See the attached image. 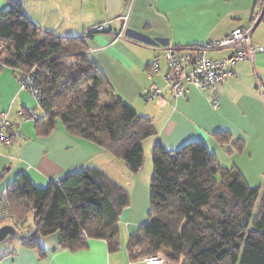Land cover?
Instances as JSON below:
<instances>
[{"label":"crops","instance_id":"crops-1","mask_svg":"<svg viewBox=\"0 0 264 264\" xmlns=\"http://www.w3.org/2000/svg\"><path fill=\"white\" fill-rule=\"evenodd\" d=\"M256 2L0 0V18L3 12L18 5L24 16L43 32L86 39L87 57L105 75L114 95L153 124L156 134L142 143L146 162L158 143L176 151L187 144L202 142L221 167L238 169L250 188L262 189L264 52L256 54L253 62L240 63L234 75L218 86L217 109L211 104L214 93L192 89L188 99H175L164 81L167 47L200 46L220 41L236 29L249 28ZM101 24H106L104 33L91 32ZM118 33L122 36L115 39L114 34ZM251 43L255 47L264 46V18L252 32ZM234 52L233 48L215 49L207 52V57L219 60ZM154 60H159L160 72L150 79L147 71ZM153 83L163 90V96L147 102L144 95ZM28 109L41 111L36 98L20 89L15 70L0 60V117L7 114L19 133L12 145L0 147V196L22 176L35 187L45 189L68 174L97 169L129 193L130 206L119 221L120 247L116 253H109L105 241L93 239L76 251L62 249L60 236L56 234L42 239L39 249L14 245L13 257L0 264H69L76 257H86L97 264H146L144 259L130 260L129 241L148 220L152 183L148 175L146 179L138 177L140 170L131 172L112 153L68 134L61 123L49 135H38L36 124L18 118L20 110ZM220 132H228L232 142L242 140L244 150L239 153L232 143L220 144L215 137Z\"/></svg>","mask_w":264,"mask_h":264},{"label":"trees","instance_id":"trees-1","mask_svg":"<svg viewBox=\"0 0 264 264\" xmlns=\"http://www.w3.org/2000/svg\"><path fill=\"white\" fill-rule=\"evenodd\" d=\"M2 43L9 46L0 51L4 65L18 76L34 73L41 90L46 118L36 123L38 135H49L61 123L68 134L112 153L131 172L142 168V143L156 134L153 124L114 95L87 57L86 39L45 33L16 5L1 15ZM215 137L239 153L245 148L228 132ZM152 161L151 209L130 238L132 262L164 256L176 264H264V187L261 194L238 169L221 167L202 142L176 151L158 143ZM8 193L19 221L34 210V232L24 246L39 249L38 236L57 234L62 249L76 251L93 239L105 241L110 254L119 250V221L130 195L104 172L68 174L45 189L22 176Z\"/></svg>","mask_w":264,"mask_h":264},{"label":"built area","instance_id":"built-area-1","mask_svg":"<svg viewBox=\"0 0 264 264\" xmlns=\"http://www.w3.org/2000/svg\"><path fill=\"white\" fill-rule=\"evenodd\" d=\"M264 18V0H257L252 16L251 26L247 29H236L224 39L216 42H208L200 46L175 48L169 46L164 51V59L167 73L164 81L175 99H188L192 89L200 92L214 93L211 104L214 109L219 108L220 99L216 95L219 85L226 82L234 75L235 68L242 62H253L256 54L264 52V46L255 47L251 43V34ZM126 21V19H124ZM124 30V29H123ZM106 24H101L92 29V33H104ZM122 33L114 34L115 39H120ZM233 48L235 52L227 58L212 60L207 57V52L215 49ZM160 72L159 60H154L147 74L151 79ZM21 90L30 92L40 104L41 90L35 83L34 73H22L18 76ZM264 95V85H262ZM163 90L153 83L145 92L147 102L161 99ZM18 118L25 123H39L45 120L46 114L36 109L20 110ZM15 125L7 114L0 117V147L12 145L14 138L19 135L15 131ZM34 215V210L32 211ZM27 220L19 221L10 209L9 193L6 189L0 196V227L4 224H12L23 235L32 236L34 229L26 226ZM84 236L87 235L84 233ZM13 257L11 249L0 251V262ZM146 264H176L164 256H149L144 258Z\"/></svg>","mask_w":264,"mask_h":264},{"label":"rangeland","instance_id":"rangeland-1","mask_svg":"<svg viewBox=\"0 0 264 264\" xmlns=\"http://www.w3.org/2000/svg\"><path fill=\"white\" fill-rule=\"evenodd\" d=\"M8 47L9 46L7 44H3L2 43V44H0V51L1 50H6V49H8ZM144 161H145L143 163V167L144 168L142 167L143 169L142 168L140 169L141 172H139L140 176H138V177L142 178L143 176H145V179H146V176L148 175L147 177L149 179V182L151 183L152 180H153V177H154V167H153L152 157L149 160V162H146V160H144ZM116 176L121 179V177H119L118 174ZM151 186H152V183H151ZM263 186H262V189H261V194L263 193L262 192L263 191ZM26 226L27 227H31L32 229H34V215H33L32 211L27 216ZM28 238L29 237L26 234H24V239L23 240H16V239L10 240V241H8L5 244L0 246V251L3 250V249H11L14 245H23L24 241H26ZM36 239H37V241L40 242L44 238L41 237V236H38ZM181 264H183V261H181Z\"/></svg>","mask_w":264,"mask_h":264},{"label":"water","instance_id":"water-1","mask_svg":"<svg viewBox=\"0 0 264 264\" xmlns=\"http://www.w3.org/2000/svg\"><path fill=\"white\" fill-rule=\"evenodd\" d=\"M23 240L24 237L16 226L12 224H4L0 227V246L10 240Z\"/></svg>","mask_w":264,"mask_h":264},{"label":"snow or ice","instance_id":"snow-or-ice-1","mask_svg":"<svg viewBox=\"0 0 264 264\" xmlns=\"http://www.w3.org/2000/svg\"><path fill=\"white\" fill-rule=\"evenodd\" d=\"M69 264H97V262L86 257H76L72 258Z\"/></svg>","mask_w":264,"mask_h":264}]
</instances>
